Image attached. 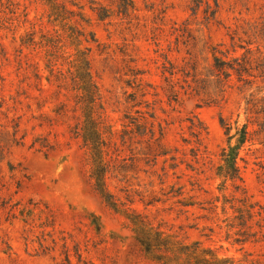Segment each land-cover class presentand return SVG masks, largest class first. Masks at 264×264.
Instances as JSON below:
<instances>
[{
	"label": "rangeland",
	"instance_id": "1",
	"mask_svg": "<svg viewBox=\"0 0 264 264\" xmlns=\"http://www.w3.org/2000/svg\"><path fill=\"white\" fill-rule=\"evenodd\" d=\"M0 264H264V0H0Z\"/></svg>",
	"mask_w": 264,
	"mask_h": 264
},
{
	"label": "trees",
	"instance_id": "2",
	"mask_svg": "<svg viewBox=\"0 0 264 264\" xmlns=\"http://www.w3.org/2000/svg\"><path fill=\"white\" fill-rule=\"evenodd\" d=\"M72 88L74 90H82V93L76 94V103H82V110L84 111L85 116L87 117L86 125L82 128L74 130L75 137L81 136L84 141V145L92 146L95 149H98L101 144V133H100V124L101 121L98 120L97 113V95L98 90L93 82L92 78L89 76L88 72L80 71L78 74L72 76ZM81 108V106H80ZM83 130V132H82ZM43 146H49L50 144H41ZM234 159V158H233ZM231 170L234 175H239L236 160L231 162Z\"/></svg>",
	"mask_w": 264,
	"mask_h": 264
}]
</instances>
